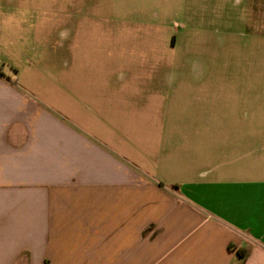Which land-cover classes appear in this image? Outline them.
<instances>
[{"label":"crops","instance_id":"1","mask_svg":"<svg viewBox=\"0 0 264 264\" xmlns=\"http://www.w3.org/2000/svg\"><path fill=\"white\" fill-rule=\"evenodd\" d=\"M2 70L0 264H264V139L224 87L74 71L50 104Z\"/></svg>","mask_w":264,"mask_h":264},{"label":"rangeland","instance_id":"2","mask_svg":"<svg viewBox=\"0 0 264 264\" xmlns=\"http://www.w3.org/2000/svg\"><path fill=\"white\" fill-rule=\"evenodd\" d=\"M263 1L253 13L251 0H1L0 67L19 86L54 90L50 104L74 71L82 85L104 84L106 71L152 84L171 68L194 101L198 86L224 87L219 101H239L264 139Z\"/></svg>","mask_w":264,"mask_h":264},{"label":"trees","instance_id":"3","mask_svg":"<svg viewBox=\"0 0 264 264\" xmlns=\"http://www.w3.org/2000/svg\"><path fill=\"white\" fill-rule=\"evenodd\" d=\"M229 248H231V246H229ZM237 253H238V255H240L241 257L244 256V250H238Z\"/></svg>","mask_w":264,"mask_h":264}]
</instances>
